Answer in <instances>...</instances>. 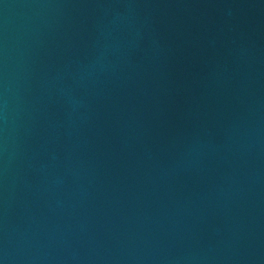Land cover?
<instances>
[{
	"label": "water",
	"instance_id": "obj_1",
	"mask_svg": "<svg viewBox=\"0 0 264 264\" xmlns=\"http://www.w3.org/2000/svg\"><path fill=\"white\" fill-rule=\"evenodd\" d=\"M0 264H264V0H0Z\"/></svg>",
	"mask_w": 264,
	"mask_h": 264
}]
</instances>
